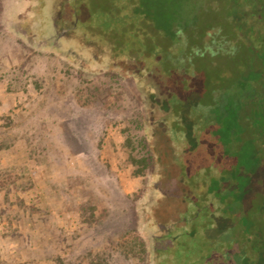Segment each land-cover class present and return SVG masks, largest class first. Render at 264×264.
<instances>
[{"label": "trees", "instance_id": "trees-1", "mask_svg": "<svg viewBox=\"0 0 264 264\" xmlns=\"http://www.w3.org/2000/svg\"><path fill=\"white\" fill-rule=\"evenodd\" d=\"M35 1L23 0V13L10 15V26L5 18L4 27L24 29L32 48L73 68L136 84L139 111L120 144L130 176L140 180L132 192L138 233L126 256L142 264H264V30L240 45L237 69L226 76L212 71L210 57L225 41L210 38L206 65L205 55L185 53L181 33L192 30L179 25L191 14L184 0L168 21L169 45L158 43L160 29L147 55L136 38L115 37L119 26L106 15L74 24L71 0L39 10ZM94 208L82 206L81 218ZM101 257L95 252L92 264Z\"/></svg>", "mask_w": 264, "mask_h": 264}, {"label": "rangeland", "instance_id": "rangeland-1", "mask_svg": "<svg viewBox=\"0 0 264 264\" xmlns=\"http://www.w3.org/2000/svg\"><path fill=\"white\" fill-rule=\"evenodd\" d=\"M66 1L59 0L63 8ZM184 2L191 14L179 25L195 35L181 33L189 40L185 53L205 55L206 65L210 38L225 41L210 57L216 58L212 71L227 76L230 66L237 69V50L264 30L259 12L264 0ZM22 3L0 0V264H92L95 252L102 255L100 264H142L125 254L126 242L138 233L132 192L140 180L130 176L120 146L122 129L139 111L136 84L132 78L80 71L32 48L20 33L24 29L9 27L10 15L23 13ZM49 4L32 5L39 10ZM68 5L74 24L106 15L119 26L115 37L136 38L146 55L156 47L160 29L158 43L169 45L168 21L181 6L180 0H71ZM235 52L236 58L226 57ZM88 205L95 211L84 220L80 210Z\"/></svg>", "mask_w": 264, "mask_h": 264}]
</instances>
